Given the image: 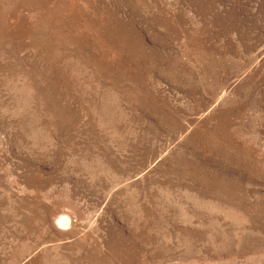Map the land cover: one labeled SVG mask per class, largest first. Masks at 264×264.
<instances>
[{
	"label": "rangeland",
	"instance_id": "374dc122",
	"mask_svg": "<svg viewBox=\"0 0 264 264\" xmlns=\"http://www.w3.org/2000/svg\"><path fill=\"white\" fill-rule=\"evenodd\" d=\"M0 264H264V0H0Z\"/></svg>",
	"mask_w": 264,
	"mask_h": 264
}]
</instances>
